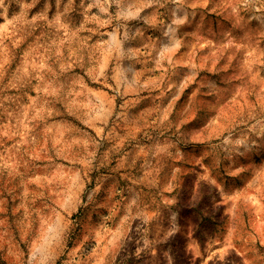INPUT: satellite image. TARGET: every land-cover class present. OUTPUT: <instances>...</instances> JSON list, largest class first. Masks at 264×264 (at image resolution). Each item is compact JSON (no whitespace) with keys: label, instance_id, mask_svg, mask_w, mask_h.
Segmentation results:
<instances>
[{"label":"rangeland","instance_id":"rangeland-1","mask_svg":"<svg viewBox=\"0 0 264 264\" xmlns=\"http://www.w3.org/2000/svg\"><path fill=\"white\" fill-rule=\"evenodd\" d=\"M0 264H264V0H0Z\"/></svg>","mask_w":264,"mask_h":264}]
</instances>
